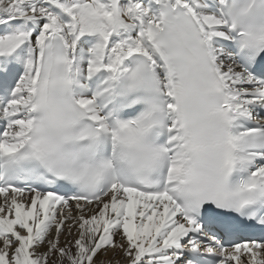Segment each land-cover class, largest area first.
Masks as SVG:
<instances>
[{
	"label": "snow or ice",
	"instance_id": "1",
	"mask_svg": "<svg viewBox=\"0 0 264 264\" xmlns=\"http://www.w3.org/2000/svg\"><path fill=\"white\" fill-rule=\"evenodd\" d=\"M0 264H264V0H0Z\"/></svg>",
	"mask_w": 264,
	"mask_h": 264
}]
</instances>
